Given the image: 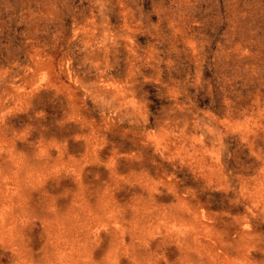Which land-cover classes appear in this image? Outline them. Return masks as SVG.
Masks as SVG:
<instances>
[{
	"label": "rangeland",
	"instance_id": "1",
	"mask_svg": "<svg viewBox=\"0 0 264 264\" xmlns=\"http://www.w3.org/2000/svg\"><path fill=\"white\" fill-rule=\"evenodd\" d=\"M0 264H264V0H0Z\"/></svg>",
	"mask_w": 264,
	"mask_h": 264
}]
</instances>
